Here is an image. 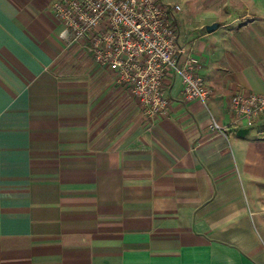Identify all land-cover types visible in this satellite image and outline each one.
I'll return each mask as SVG.
<instances>
[{
	"label": "crops",
	"instance_id": "crops-1",
	"mask_svg": "<svg viewBox=\"0 0 264 264\" xmlns=\"http://www.w3.org/2000/svg\"><path fill=\"white\" fill-rule=\"evenodd\" d=\"M52 1L0 0V264H264V116L230 106L264 93V0H161L211 94L169 74L153 121Z\"/></svg>",
	"mask_w": 264,
	"mask_h": 264
},
{
	"label": "built area",
	"instance_id": "built-area-1",
	"mask_svg": "<svg viewBox=\"0 0 264 264\" xmlns=\"http://www.w3.org/2000/svg\"><path fill=\"white\" fill-rule=\"evenodd\" d=\"M51 9L60 36L85 45L99 67L113 71L148 121L169 109L163 84L169 74L179 77L186 99L207 108L211 91L198 73L199 60L177 41L170 6L159 0H53ZM230 106L233 124L256 121L264 116V93H235ZM211 127L226 134L213 117Z\"/></svg>",
	"mask_w": 264,
	"mask_h": 264
},
{
	"label": "water",
	"instance_id": "water-1",
	"mask_svg": "<svg viewBox=\"0 0 264 264\" xmlns=\"http://www.w3.org/2000/svg\"><path fill=\"white\" fill-rule=\"evenodd\" d=\"M217 27H218V22H213V23L206 25V30L208 32H211L212 30H214ZM244 132H246V129H244V128L237 129V134H243Z\"/></svg>",
	"mask_w": 264,
	"mask_h": 264
},
{
	"label": "rangeland",
	"instance_id": "rangeland-1",
	"mask_svg": "<svg viewBox=\"0 0 264 264\" xmlns=\"http://www.w3.org/2000/svg\"><path fill=\"white\" fill-rule=\"evenodd\" d=\"M159 1H161V0H159ZM190 3H193V1H190ZM164 4H165V3H164ZM186 4H187V3H185V5L180 4V7H181V6H184V8H185ZM187 5H188V4H187ZM186 13H188V12H185V14H186Z\"/></svg>",
	"mask_w": 264,
	"mask_h": 264
}]
</instances>
